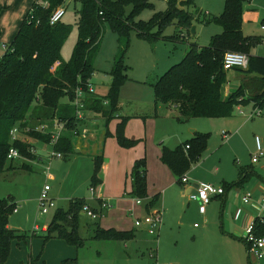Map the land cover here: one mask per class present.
<instances>
[{"label": "trees", "instance_id": "obj_1", "mask_svg": "<svg viewBox=\"0 0 264 264\" xmlns=\"http://www.w3.org/2000/svg\"><path fill=\"white\" fill-rule=\"evenodd\" d=\"M76 27L78 36L72 56L68 62L61 59V48L67 40L71 27L62 22L49 24L51 13L63 6L65 0L36 1L25 15L12 42L5 47L0 57V173L5 170L6 156L10 148L18 151L22 158L32 160L34 155L30 142L24 139L11 141L10 131L31 129L25 133L29 140L47 144L49 135L34 132L36 126L47 123L51 127L53 119L66 122V130L54 146V151L67 155L74 152L70 131L76 127L74 108L71 102L74 91L83 87L94 72L93 62L99 48L105 27L117 37L118 49L109 71V88L103 97L88 94L85 110L100 113L107 122L117 111L121 87L128 80L125 58L130 48L131 34L138 39L153 43L156 40L185 42L180 32L190 35L191 28L199 21L204 25L213 24L221 29L210 37L207 46L198 48L190 44L181 61L171 66L158 78L149 80L156 104L174 105L179 120L201 118L220 119L232 115L234 108L241 104L264 106V58L250 55L252 48L260 44L261 38L242 34V14L251 0H224L223 10L217 16L200 17L195 8L196 0H166V9L155 12L147 21L137 18L145 9L152 8L150 0H77ZM46 4L43 7L41 4ZM126 9H129L127 12ZM1 10V9H0ZM32 16V17H31ZM178 31L164 35L169 26ZM226 52H239L247 56L245 69H232L243 78L236 91L223 98L222 89L227 83V72L223 70ZM245 77V78H244ZM107 103L105 106L104 103ZM126 118L116 126L115 138L122 148H130L135 142L124 136ZM107 135V134H106ZM208 134L196 133L189 141L173 150L163 147L160 161L176 178H181L190 170L204 153ZM186 146L188 147L186 149ZM101 157L94 159V169L90 186L100 184L98 173ZM247 176V175H246ZM248 177V176H247ZM133 198L147 199L145 160L136 161L130 173ZM246 179L240 170L237 183L224 185L230 189ZM156 197L146 204L153 206ZM84 206L82 199H71L67 209H57L47 227L44 241L57 238L77 251L84 247L79 235V217ZM16 209L12 198L0 199V264L6 262L13 241L25 242L27 233H19L7 228L8 219ZM95 213L97 210L90 208ZM256 236H261L264 223L258 220ZM34 236V233H31ZM134 232L103 230L96 227L93 240L126 242L132 240ZM244 242V241H243ZM27 264H39L31 259ZM59 264H78L77 258L64 259Z\"/></svg>", "mask_w": 264, "mask_h": 264}, {"label": "crops", "instance_id": "obj_2", "mask_svg": "<svg viewBox=\"0 0 264 264\" xmlns=\"http://www.w3.org/2000/svg\"><path fill=\"white\" fill-rule=\"evenodd\" d=\"M16 1L19 8L22 9V13H25L26 11H29L30 7L36 1L39 0ZM213 1H215V4L217 5L215 10H213L211 7ZM213 1H210L211 3L209 2L208 5H203V0H201L198 2L197 6L195 5L193 11H196V13L200 15V17L217 16L223 10L222 1ZM257 1L262 2V0ZM1 4L5 5V3H3V0H0V5ZM258 19L259 12H257L256 0H251L244 7V11L242 14V28L245 23L253 25L254 23L258 22ZM198 24H201V26L203 25L199 21L195 22V24L193 25V37L190 38L189 36H186L182 31L179 35L180 37L185 39V42H170L174 45L183 44L185 46L182 54L179 57L175 58L176 62L181 61V59L188 51L190 44H196L198 48L204 47L196 43ZM263 26L264 24L260 26L261 34L255 35V37L261 38V42L259 45L252 48V50L250 51V55L264 58V56L261 55L262 52H259V48H264V44L262 43V40L264 39V30L261 29V27ZM242 28L241 31L243 34ZM175 31H178V29L176 28ZM218 31L220 33L221 29L219 28V30H215L216 33H218ZM216 33L214 35H216ZM14 37L15 36H13V38ZM13 38L11 34L10 43L12 42ZM115 54L116 47L111 54L112 63ZM176 62H171L169 64V67L173 66ZM111 66L112 64L110 65V69ZM167 68L163 70V72H158L155 74V72L151 71V66L147 64L142 68L144 70V73H142V75L143 77L145 76L144 80L142 81L143 85L140 84L141 82L140 80H138L140 78H129V80H127V82L121 87L118 98L117 111L114 112L112 119L109 122H107L100 113L86 111L88 113L85 112L84 118L76 124L75 128H77L78 130V135L74 136L70 131L69 138L71 139V142L73 139L77 140V138L80 137L82 139H85L86 135H88L89 140H92V143L94 142V144H90L88 142H77L78 144H76L77 146L74 150V152L76 151L75 153H80L82 149L90 150V153H93V155H95L93 158V164L96 157H101L102 159L101 168L98 173V178L101 181L100 184L95 188H92L90 186L89 191L90 189H93V195H91L90 192L89 199H79L84 200L88 207L95 210H99V206L102 201H106L110 205V208L103 212V215H101L97 220H91L89 218V220L94 224V228L91 230L87 227V231L91 232V239L94 235V230L96 227H99L103 230L113 229L119 232L133 231V239H136L139 237V235L143 236L144 233H147V223L144 219L148 218V216L153 213L159 212V214H161V224L156 231V253L158 254L161 247V240L163 239L164 241L167 232L166 230L171 228L169 223L172 224L173 219L175 218L179 220L181 218V214L189 213L192 208V204H194L188 199L189 193L194 190L192 189V185H198L201 183L209 184L214 187L223 189V194L219 197H214L212 200L221 199L220 209L230 212L231 219L227 217L225 218V223L221 222L219 232L217 231L215 233L211 231L210 228H206L200 233L196 232L195 234H193L191 241L194 242L197 239L196 237H198L199 241H205V243L207 244L209 243V246L206 245L208 247L207 250H205L206 252L204 251L205 254L202 257L203 260H201L200 264H264V257L258 260L254 256L250 255L247 251L245 243L243 242L244 227L250 221H256L261 217L264 218V203L262 202V198L264 197V159H259L257 163L251 162V158L256 153L255 138H258L254 135V133L261 134V132L264 131V106L260 107L259 105H251L250 103L251 108L252 106L253 108L252 112L248 114L247 112H242V109L246 108L245 106L247 104H241L234 108L232 115L228 118L209 119L217 121L219 126L224 127L217 136L221 138V141L227 142L225 144L226 148H228V150L233 153V164L235 167H232L230 172H222L217 166L214 168L213 172L215 173V175L218 174L219 176L216 183V179H209L210 182H208V178L205 177V175H185L188 179V182L186 184L177 182L176 178L174 179L172 177V173L169 171V169L160 161L162 147L165 146L166 148L173 150L177 146L183 144V141H180L182 137L186 136L191 139L196 133H203H201L198 128L190 127V125H188L191 119L180 121L178 119L179 114L177 108L174 105L156 104L154 102V96H152L151 101L150 99H143L144 96H142L141 93L144 90V86H148L147 84L150 80V76L158 78L169 69ZM229 72H227V83L222 89L223 98H226L230 94L234 93L243 78L242 75H232L229 77ZM134 83L139 86H143L139 90H133L136 91L135 93H133V91H130L131 88L128 90V84ZM148 87L152 93L151 86L149 85ZM92 94H94V96H98L96 95V93H94V91ZM138 104H141L143 105V108H146L142 113L139 111L137 113L133 112L131 109L132 106H137ZM104 105L106 106L107 103L105 102ZM256 107H259L261 109V115L259 117L252 116V113ZM89 113L92 114L89 115ZM98 116H102L101 123L104 124V127L103 125L97 124L98 121L96 120V118ZM123 118H126L124 136L127 140L135 142V144L130 148L120 147L115 138L116 126L121 122ZM192 119L195 120L196 118ZM256 119L258 120L255 123L250 124V121ZM99 126L100 129H98L95 134H92V130L96 131L95 128H99ZM23 131L24 130L19 131V133L17 134V138L19 137V135H21L20 133H23ZM98 131L100 132L97 135ZM65 132H63V134ZM224 135L226 137H224ZM252 137H254V139H252ZM24 140L30 142L35 150V155L31 162L33 161L36 162V164H44L46 161L51 160L50 158H48V154L50 153H48V151L51 150L50 147H48L47 145L44 146V144L36 142L34 140H29L28 138ZM261 141V147L264 149V136H262ZM170 143L174 144L169 145ZM219 143L220 144L218 147L223 145L222 142ZM38 144L41 145L39 148V153L37 152L36 148V145ZM220 150L221 149H216L215 153H218ZM203 155L206 158L207 155ZM207 158H209V156ZM20 159L28 160L22 157H20ZM141 159H144L148 162V164L145 163L147 167L146 183L148 197L147 199L142 200L140 205H137L134 200L137 198H133L130 196V173L134 163ZM7 162H9L10 164H6L5 170L0 173V176L16 172L17 169L13 167L14 160ZM220 162L221 160L218 162V165L222 164V162ZM20 165L22 169L24 168L27 170H31L30 167L24 164V162ZM240 170L244 171V177H246V179L240 184H236V186L227 189L224 185L238 182ZM190 171L191 169L187 173L189 174ZM43 174L44 172H42V175ZM5 177H7V175ZM44 177L46 178L45 175ZM48 177L52 178L51 175H49ZM46 179L44 185H46ZM50 191L51 189L49 190V192ZM247 193H250L251 197L247 203H243L242 197ZM32 195L33 196L29 198L22 195L16 197L8 192L0 194V199H5L8 197L12 198L14 204L16 205V211L13 212V214L8 219L7 228L9 230L19 233H22L25 230H27L28 232L35 230L34 232L41 231L46 234V230L49 224L41 221V219H43L44 217L40 216L38 212V194ZM153 197H156V202L153 206L147 207L146 204ZM52 199L54 198L52 197ZM197 213L199 214L198 210ZM200 216H203V218H205L206 211L204 215ZM141 218L143 219L141 226L135 227V220H139ZM178 220L175 222V224H178ZM40 221L42 222V226L38 224L41 223ZM205 221L207 220L205 219ZM179 227H181V224H179ZM164 228H166L165 231ZM193 228L197 229L199 227H196L194 224ZM179 233H181V231ZM208 240H211V242H209ZM65 256H60L58 260L60 259L62 261L64 259L74 258L70 254H68V252H65ZM195 256L196 255L192 257L194 258ZM61 257L65 258L62 259ZM10 262V264H22L21 262H17L16 260L15 262Z\"/></svg>", "mask_w": 264, "mask_h": 264}, {"label": "rangeland", "instance_id": "obj_3", "mask_svg": "<svg viewBox=\"0 0 264 264\" xmlns=\"http://www.w3.org/2000/svg\"><path fill=\"white\" fill-rule=\"evenodd\" d=\"M178 1L180 2L183 0ZM199 1L201 0H197L195 2L196 6ZM210 1L212 2L213 0ZM210 1L203 0L202 4L208 5ZM221 1L223 7L224 0ZM3 3H5V5H0V57L5 51L4 47L10 44L11 34L12 38L16 35L23 21L24 15L28 12L26 11L25 13H22V9L19 8L16 0H3ZM150 3L152 4V8L143 10L137 18L138 20L147 21L155 12L164 11L167 6L166 0H150ZM256 4L257 12H259L258 22L253 25L245 23L242 28L244 36H255L261 34L260 26L264 24V0H262V2H258L256 0ZM216 6L215 1H213L211 6L212 9L215 10ZM63 8L65 9V15L62 17L61 22L65 25H69L71 27V31L61 48L60 54L61 59L64 62H68L72 56L78 36V30L75 24L78 19L77 12L80 9V4L77 0H65ZM126 11L128 12L129 9H126ZM175 30L176 27L171 25L165 29L164 35H172L176 32ZM215 30H219V28L213 24H203L202 26L201 24H198L196 43L201 46H207L210 37L216 33ZM189 37H193L191 31ZM115 47L117 52V37L114 33L109 31L107 27H105L93 63V69L95 71L89 80L93 86L94 93L100 97L105 96L108 91V85L110 82L109 69L112 64L111 54ZM183 49H185L183 44L174 45L163 40H156L155 42L150 43L140 40L134 34H131L130 48L128 49L129 52L125 58V65L128 66V80L129 78H140L138 80H140V84L143 85L142 81L145 76L143 77L142 75V73H144L142 68L144 66L147 64L150 65L152 69L151 71L155 72V74L163 72V70L167 67L170 68L169 64L171 62H176L175 58L182 54ZM259 52H262L261 55L264 56V48H259ZM179 62L180 61L174 63V65ZM232 75L239 74L237 72L230 71L228 76L230 77ZM153 78L155 77L150 76V79ZM147 85L149 86V84ZM148 86H144V90L141 95L144 96V100L150 99L151 101L153 91L151 93ZM128 87V90L131 88L130 91H133L135 89L139 90L143 86H139L134 83L128 84ZM135 92L136 91H133V93ZM251 105L247 104L245 106L246 108L242 109V112H247L248 114L251 113L253 108V106L251 108ZM142 106L143 105L138 104L137 106H132L131 109L133 112L137 113L139 111L142 113L146 109ZM85 112L86 110L83 114H85ZM91 114L92 113H89V115ZM101 117L98 116L96 118L98 121L97 124L103 125L104 127V124L101 123ZM257 120L258 119L250 121V124L255 123ZM188 125H190V127L198 128V130H200L203 134H208V141L206 149L203 153L207 155L206 158L202 154L198 161L191 165V171L189 174L187 173L188 175L186 174V176L205 175V177L208 178V182H210L209 179H216V183L219 176L218 174L215 175V173H213L215 167L218 166L222 172H230L232 167H235L233 164V153H231L225 145L227 142L221 141V138L217 136L224 127L219 126L217 121L209 119L204 120L201 118H196L195 120L191 119ZM98 129H100V126L99 128H95L96 131L92 130V134H95ZM99 132L100 131H98L97 135ZM20 134L21 135L18 137L19 139H27L24 132ZM254 135L259 138L260 143L262 144L261 140L262 136H264V131H262L261 134L254 133ZM85 137V139L80 137L77 138V140H72L74 150L77 146L76 144H78L77 142L92 143V140L88 139V135ZM254 137H252V139H254ZM189 140L190 138L186 136L180 139L183 143ZM219 142H222L223 144L220 147H218L220 144ZM92 144H94V142ZM172 144L174 143H170L169 145ZM40 146V144L36 145L38 153L40 152ZM216 149L221 150L218 153H215ZM49 152L50 151H48V153ZM94 156L95 155H93V153H90V150L82 149L80 153L72 152L70 154L63 155L62 159L53 158L46 161L44 164H36V162H31V160H22L20 158L15 159L13 167L17 169L16 172L0 176V194L8 192L16 197L22 195L29 198L33 196L32 194H38V198L44 187L45 179L47 178L46 185L51 189L48 193L51 198H54L53 201L55 208L49 210L47 214L43 215L44 218L41 219V221H44L46 224H50L54 212L57 209H67L69 200L72 198H86V200L90 198L89 182L94 169ZM208 156L209 158H207ZM220 160L222 164L218 165ZM23 162L30 167L31 170L22 169L20 164ZM145 163L148 164L147 161H145ZM6 164L9 165L10 163L7 162ZM36 165L39 168H37ZM42 172H44L43 175ZM6 175L7 177H5ZM49 175H51L52 178H49ZM172 177L175 179L173 174ZM192 203L194 204H192V208L189 213L181 214V218L179 220L176 218L173 219V223H169L171 226L170 229L166 230V228H164V231L166 230L167 232L164 241L163 239L161 240V247L158 254L156 253V234L152 236L149 233H144L143 236L139 235L138 238H134L125 243L119 241L92 240L91 232L87 231V227L92 230L94 228V224L84 213H82L79 219V227L80 237L85 243L83 248L77 251L74 247L68 246L64 241L57 238L44 241L43 237L45 236V233L41 231L34 232L33 230L28 232L25 230L22 233H27L28 235V238L25 241L26 243L18 242L16 240L13 241L10 245L8 259L3 264H10V261L15 262V260L17 262H21L22 264H27L31 259H38L39 264H59L61 260H58V258H60V256H65V252H68V254L72 257L77 258L78 264H200L209 243L207 244L205 241H199L198 237H196L197 239L194 242L191 241L193 234L196 232L200 233L206 228H210V230L215 233L217 231L219 232L221 222L225 223V218L227 217L231 219V213L227 210H221V199H217L212 200L206 207V217L203 218V216H200L197 213V203ZM143 219L141 218L139 220L143 222ZM205 219L207 221H205ZM177 220L178 224H175ZM38 224L42 226V222ZM179 224H181V227H179ZM194 224L199 228H193ZM180 231L181 233H179ZM33 232L34 236L32 237L31 233ZM209 242H211V240ZM194 255L196 256L193 258L192 256Z\"/></svg>", "mask_w": 264, "mask_h": 264}, {"label": "built area", "instance_id": "obj_4", "mask_svg": "<svg viewBox=\"0 0 264 264\" xmlns=\"http://www.w3.org/2000/svg\"><path fill=\"white\" fill-rule=\"evenodd\" d=\"M41 4L43 7H46V4ZM32 9H30L29 14H32ZM65 15V9L63 6H60L56 8L49 17V24L50 25H56L57 23L61 22L62 17ZM32 17V16H31ZM262 30H264V26L261 27ZM262 43L264 44V39L262 40ZM5 50V47H4ZM247 61L248 58L245 54L239 53V52H226L223 57V70L229 71L232 69H245L247 67ZM86 91L83 90V87H78L74 91V97L71 102V106L74 108V120L77 124L80 120L84 118L83 112L85 111V98L88 94L93 93V87L90 81H87L86 85ZM261 115V109L259 107H256L252 113V116L259 117ZM66 122L61 121L57 118L53 119L51 122V127L48 126L47 123L39 125L34 127L33 131L37 133H41L43 135H49L50 140L47 144L48 147L51 148L50 153L48 154V158L53 159H60L62 158V154L59 152L54 151V146L58 142L59 138L63 134V132L66 130ZM31 129H25L23 132L27 133ZM19 129L14 128L10 131V139L11 141L17 140V134L19 133ZM72 135L77 136L78 130L77 128H74L71 131ZM224 137H226L224 135ZM255 144H256V153L251 158L252 163H257L259 159H264V149L261 147V143L258 138H255ZM188 147L186 146V149ZM30 152L35 155L34 148L30 149ZM20 154L18 151L14 148H10L6 160L7 161H13L15 159L20 158ZM182 183H187L188 179L186 176H183L181 178ZM49 186L44 185L37 203H38V212L40 216H43L49 212V210L55 208L53 199L49 196ZM91 195H93V189H90ZM223 194V189L214 187L209 184H198L197 188H195L192 192L189 193L188 199L192 202L197 203L198 205V212L200 215H204L206 211V207L210 204L211 200L214 197H219ZM251 197L250 193H247L242 197V202L247 203ZM135 203L137 205H140L142 200L141 199H134ZM262 202L264 203V197L262 198ZM110 208L109 203L106 201H102L99 206V210L95 213L90 209L88 206H84L82 209V213H84L88 218L91 220H97L100 218L101 215H103V212L108 210ZM16 210H14L15 212ZM147 223V233L154 236L156 234V231L158 227L161 224V214L159 212L153 213L148 218L144 219ZM257 221V220H256ZM256 221H250L245 227H244V235H243V241L247 247V251L250 255L254 256L256 259H262L264 257V231L261 236H256L255 231V225ZM260 223H264V218L261 217L258 219ZM142 224L141 220L136 219L134 222L135 227H140ZM196 226V225H195ZM35 231V230H34Z\"/></svg>", "mask_w": 264, "mask_h": 264}, {"label": "water", "instance_id": "obj_5", "mask_svg": "<svg viewBox=\"0 0 264 264\" xmlns=\"http://www.w3.org/2000/svg\"><path fill=\"white\" fill-rule=\"evenodd\" d=\"M191 33L194 34V27L191 28ZM197 186H198L197 184L192 185V189L197 188Z\"/></svg>", "mask_w": 264, "mask_h": 264}]
</instances>
